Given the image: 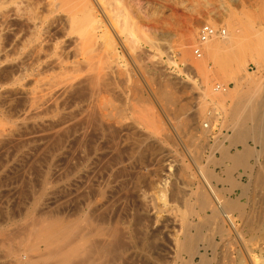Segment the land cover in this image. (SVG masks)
Returning <instances> with one entry per match:
<instances>
[{
	"label": "rangeland",
	"instance_id": "rangeland-1",
	"mask_svg": "<svg viewBox=\"0 0 264 264\" xmlns=\"http://www.w3.org/2000/svg\"><path fill=\"white\" fill-rule=\"evenodd\" d=\"M89 1L0 0V264H51L48 245L62 243L71 231L77 245L110 242L109 234L119 232L115 247L121 251L112 249L117 259L110 253L108 264H264V144L243 140L246 127L257 124L239 114L235 82L264 81V0ZM204 24L226 28L238 43L212 56L209 45L225 41L213 39L196 58L192 48ZM91 70L100 73L99 99L111 118L108 140L91 126L82 128L79 117L68 119L78 94L62 99L74 102L61 103L60 117L33 115L35 89L60 85L57 90ZM260 92L262 100L264 87ZM197 109L190 128L187 119ZM209 119L212 131L204 128ZM67 126H73L71 136H61L59 128L63 133ZM237 129L242 143L235 140ZM94 146L101 151L94 154ZM245 147L262 152L258 161L249 160L250 169L234 162ZM198 166L213 173L220 198L236 206L231 215L241 234L215 212ZM99 189L105 198L90 216L84 196ZM100 214L105 225L98 223ZM188 240L199 254H189ZM23 254L27 261H19Z\"/></svg>",
	"mask_w": 264,
	"mask_h": 264
},
{
	"label": "bare ground",
	"instance_id": "bare-ground-1",
	"mask_svg": "<svg viewBox=\"0 0 264 264\" xmlns=\"http://www.w3.org/2000/svg\"><path fill=\"white\" fill-rule=\"evenodd\" d=\"M98 1V3H100L101 5L105 2V1H108V0H97ZM235 4H237L238 3V0H232ZM87 3L88 4H90V1L89 0H87ZM221 4H223L222 2H221ZM220 4V5H221ZM222 6H224V4L222 5ZM221 6V7H222ZM91 12H93L94 11V8H91V9H89ZM95 12V11H94ZM93 13H91V15H92ZM104 14H105V11H104ZM107 14H109V13H107ZM94 15H96L95 13H94ZM106 15V14H105ZM110 15V14H109ZM109 15H107L106 17H108V19H111V18H109V17H111V16H109ZM93 16V15H92ZM94 17V16H93ZM96 21V19L95 18H93V21ZM3 27V26H2ZM3 31V30H2ZM223 40H225V41H220V42H222L221 44H220V42L218 43V41L217 42H212L210 45H209V50L210 51H208L209 52V54L210 55H212V56H216L217 54V52L219 51V47L221 46L222 48H223V50H221V51H224V50H229L233 45H235L236 43H238V41L236 40V39H234V38H232L231 36H229V37H224V39ZM209 44V43H208ZM40 46V45H39ZM236 46V45H235ZM22 47H23V45H22ZM233 48V47H232ZM36 49V48H35ZM39 49V48H38ZM25 50V49H24ZM233 50V49H232ZM238 50V49H237ZM38 51H40V50H38ZM230 51V50H229ZM42 52V51H41ZM232 52V51H231ZM38 53V55H39V52H37ZM229 53V52H228ZM216 54V55H215ZM224 54V53H223ZM236 54V53H235ZM24 55V54H23ZM27 55V54H26ZM35 55H37L36 53H35ZM37 55V60H39L38 58H39V56ZM237 55H239V54H237ZM244 55V54H243ZM229 57V56H228ZM232 57V56H231ZM234 57V56H233ZM218 58V57H217ZM238 58V57H237ZM36 59V58H35ZM225 59V58H224ZM240 59V58H239ZM231 60H232V58H231ZM238 59H236L235 60V65L234 66H236L237 67V63H238ZM35 62V61H34ZM36 62H38V61H36ZM241 62V61H240ZM239 62V63H240ZM41 63V62H40ZM227 63V62H226ZM232 63H234L233 61H232ZM233 65V64H232ZM48 66H49V64H48ZM56 66V65H55ZM58 66V65H57ZM241 66H243V65H241ZM42 68V67H41ZM88 68V67H87ZM91 68H89V70H90ZM244 69V68H243ZM58 70V69H57ZM81 70V69H80ZM237 70H239V67H238V69ZM91 71H94V70H91ZM90 71V72H91ZM39 72V71H38ZM49 72V71H48ZM95 72V73H94ZM94 72H92L90 75H86L85 77H80V75H79V78H72L71 80H73L71 83H69V85L67 84V82H64L65 83V87L63 86V87H58L57 88V90L55 89L57 86H60V85H57V84H60V83H57L56 85V87H52V89H55V90H52L51 88H47V90H45V91H39L38 89H35L37 92L36 93H34L33 95H32V97L33 98H31V99H29V101H32L33 100V107L35 108L34 110H35V114H33V115H37V116H39V115H41V116H43V115H49L50 113L51 114H53V115H55V116H59V115H61V113H60V111H61V109H60V107H64V106H60L61 105V103H64V102H62V99H63V101H64V98L65 97H71V96H69L70 94L72 95V93H74V94H78L77 96H75V100H77L76 102V105H77V110L75 111L74 110V108H73V110H74V112H70V114L68 113V112H66V113H68V119H72V117L73 116H77V117H79V119L78 120H80L82 123H80L82 126H84V125H86V126H88V127H92L93 128V130H95L96 131V133L97 132H99V134L101 133L102 134V138L104 139L105 138V140H108L109 139V134H112L111 132H112V124H111V121H110V119H109V111H108V115L105 113V108H104V106H105V104H104V97L102 98V99H99V94L101 93L100 91H98V90H100V89H98V84H97V82H98V74H100V73H98V74H96V71H94ZM37 73V72H36ZM89 73V72H88ZM88 73H86V74H88ZM81 75H83V74H81ZM37 76V75H36ZM38 76H40V75H38ZM42 76V75H41ZM46 76V75H45ZM66 76V75H65ZM75 76H77V75H75ZM100 76V75H99ZM250 76V75H249ZM71 77V76H70ZM73 77V76H72ZM78 77V76H77ZM37 78H39V77H37ZM261 78V77H260ZM55 79V78H54ZM53 80V79H52ZM101 80V79H100ZM61 81V80H60ZM67 81V80H66ZM47 82V81H46ZM51 82V81H50ZM49 82V83H50ZM58 82V81H57ZM235 82H236V86L237 87H239V91H238V96L237 97H239L237 100H238V103H237V109L239 110V114L240 115H243L244 117H246V118H248V119H251V120H253L254 122H256V124L257 125H254V127H251V128H249L248 129V127H246L247 128V131H244V132H242V133H244V138H243V140L244 139H246L247 137L249 138H253V139H255V140H258V142L259 143H261V144H264V139H263V135H264V98H262V100L260 99L261 97V95H262V93L260 92L261 91V89H262V87H264V81L263 80H258V79H254V77H250V79H247V78H244V77H238V78H236L235 79ZM40 83V81L39 80H37V84H39ZM44 83V82H43ZM49 83L47 84L48 85V87H50V85H49ZM53 83H55V82H53ZM46 84V83H45ZM46 85V86H47ZM51 85H54V84H51ZM63 85V83L61 84V86ZM40 86H45V85H40ZM55 86V85H54ZM39 87V86H38ZM44 89H46V87L44 88ZM35 90H34V92H35ZM38 91L40 92V93H38ZM140 91V90H139ZM31 92V91H30ZM76 92H78V93H76ZM170 93V92H169ZM73 94V95H74ZM171 94V93H170ZM72 95V98L74 97ZM167 95H168V93H167ZM101 96V95H100ZM172 95H170V97H171ZM67 97V98H68ZM102 97V96H101ZM165 98H167L168 99V97L166 96ZM69 99H71V98H69ZM68 99V100H69ZM73 100V102H74V99H72ZM66 101V100H65ZM70 101V100H69ZM104 101V102H103ZM68 101H66L65 103H67ZM72 101L69 103L68 102V104L69 105H71L72 103H73ZM64 103V104H65ZM25 104V103H24ZM74 105H75V103H74ZM74 105H73V107H74ZM40 106H43L44 107V110H42V109H40ZM60 106V107H59ZM30 107H31V104H30ZM42 107V108H43ZM69 106H66V109H71V107H69ZM108 108V107H107ZM28 109H29V107H28ZM64 109V108H63ZM62 109V110H63ZM33 110V109H32ZM107 110V109H106ZM198 110V109H197ZM194 111L193 112V114L187 119V125L191 128L192 126H193V124H195L196 122V119H198V116H200L199 114H200V111L198 110V111ZM70 111V110H69ZM32 112H34V111H32ZM214 112V111H213ZM236 113H238L237 111H236ZM63 114V113H62ZM31 115H32V113H31ZM64 115H66V114H64ZM218 114H216V112L214 113V116H217ZM40 117V116H39ZM60 117V116H59ZM63 117V116H62ZM61 117V119H63ZM70 117V118H69ZM56 118H58V117H56ZM235 118V117H234ZM240 118V117H239ZM246 118H245V121H246ZM31 119V118H30ZM54 119V118H53ZM59 119V118H58ZM64 119H67V118H65L64 117ZM68 119H67V121H68ZM214 119V118H213ZM43 120V119H42ZM57 120V119H56ZM76 120V119H75ZM64 121H66V120H64ZM69 121H71V120H69ZM74 121V119H72V122ZM79 121V122H80ZM209 121H212V124H213V120H210L209 119ZM38 122V121H37ZM40 122H42V121H40ZM54 122V121H53ZM61 122V121H60ZM50 123V122H49ZM68 123V122H67ZM78 123V122H77ZM43 124H44V122H43ZM42 124V125H43ZM58 124V123H57ZM69 124H70V122H69ZM75 124V123H74ZM79 124V125H80ZM234 124V123H233ZM53 125H55V124H53ZM60 126V125H59ZM63 126V125H62ZM236 126V125H235ZM69 126H67V128L66 129H64L63 130V133H62V130L59 128V132L61 131V133H59L60 135L61 134H63V136L65 135V136H68V135H70V132H71V134H72V131H71V129L70 128H72V127H70V128H68ZM76 127H78V126H76ZM58 128H57V130H58ZM79 128V127H78ZM82 128H86L87 129V127H82ZM194 128H195V126H194ZM55 129V128H54ZM241 129H243V128H241ZM192 130V129H191ZM191 130H190V132H191ZM88 131V130H87ZM237 131H238V129H237ZM237 131H236V133H237ZM241 131V130H240ZM85 132H86V130H85ZM208 132V131H207ZM239 132V131H238ZM83 133H84V130H83ZM53 134V133H52ZM238 135L235 137V140H236V142H239V141H241V143H242V140H239V136L240 135H242V134H240V132L239 133H237ZM85 136H87L86 134H84ZM83 135V136H84ZM62 136V135H61ZM71 136V135H70ZM111 136V135H110ZM5 137H8V136H5ZM88 137V136H87ZM84 137H82V139H83ZM111 138V137H110ZM85 139H87V138H85ZM85 139H83V141H85ZM242 139V138H241ZM66 140V139H65ZM7 141H9V139L7 140ZM58 141V140H57ZM53 142V141H52ZM66 142V141H65ZM87 142V141H86ZM235 142V141H234ZM1 143V142H0ZM3 143V142H2ZM8 143V142H7ZM59 143H60V141H59ZM59 143H58V145H59ZM61 144V143H60ZM79 144V143H78ZM82 144V143H81ZM80 144V145H81ZM92 145H95V143L94 144H92ZM2 146V145H1ZM0 146V147H1ZM4 146V145H3ZM56 146V145H55ZM90 146H91V144H90ZM89 146V147H90ZM87 147V146H86ZM89 147H88V149H89ZM95 147V146H94ZM99 147V146H98ZM19 148V147H18ZM53 148V147H52ZM61 148V147H60ZM91 148V147H90ZM104 148V147H103ZM93 149V153L95 154V153H97L98 151H101V148L99 147V149L100 150H98L97 151V147H95V148H92ZM86 151V150H85ZM84 152V151H83ZM224 155L227 157L228 156V151L225 149L224 151ZM90 153V152H89ZM92 152H91V154H93ZM105 153V152H104ZM107 153V152H106ZM262 153V152H261ZM261 153L259 152V153H257V152H255V151H253L252 149H250L249 147H245L244 148V150L243 151H241V153H239L238 155H237V157L234 159V162H236L237 164H239V165H241L240 167H242V166H244L246 169H250L251 167H250V165H249V160L251 159V158H256V160L258 161L260 158H261ZM88 155H90V154H88ZM101 155V157H103L104 158V156H102V153L100 154ZM108 155V154H107ZM99 156V155H98ZM225 156L223 157V158H225ZM100 157V156H99ZM122 158V157H121ZM197 158H200L199 156L197 157ZM93 159H95V160H97L98 158L96 157H94ZM83 160V159H82ZM92 160V159H91ZM103 160V159H102ZM85 161V160H84ZM98 161H100V160H98ZM97 162V161H96ZM95 162V163H96ZM258 163V162H257ZM236 164V165H237ZM81 165V164H80ZM93 166V165H92ZM105 166H107L106 167V169H111V167H112V163H110V161H108V164L107 165H105ZM80 167V166H79ZM83 167V166H82ZM82 167H80L81 169H82ZM199 167V169H200V171H201V174L203 175V184H204V186L206 187V189L208 190V192L207 193H209L210 194V197L215 201V212L216 213H218L219 215H221L227 222H228V224H229V226L231 227V229L229 228L228 230H232V229H234V231L235 232H237V235H238V231H236V226H235V219H233V217L234 216H232L233 214L231 213V209L232 208H235L236 206L235 205H233L232 203H225L224 201H223V199H221L220 198V196H219V193H218V191H217V189L215 188V186L212 184V174L210 175V173H208V172H205L204 171V169L202 168V167H200V166H198ZM115 168V167H114ZM81 169L79 170V171H81ZM113 169V168H112ZM108 170H107V172H108ZM104 171H105V169H104ZM79 175V174H78ZM69 176H71V174L69 175ZM68 176V177H69ZM107 176H108V178H109V175H108V173H107ZM114 176V175H113ZM87 177V176H86ZM66 178V177H65ZM80 178V177H79ZM88 178V177H87ZM96 178V177H95ZM80 179H82V178H80ZM87 181V180H86ZM264 182V181H263ZM106 183V182H105ZM262 183V182H261ZM71 184V183H70ZM69 187V186H68ZM264 187V186H263ZM91 188V187H90ZM105 191H104V189L103 190H101V189H99L98 190V192H97V194H96V192H91V193H89V195H85L84 197L86 198V199H88L87 200V208H88V210H89V213H91V215L90 214H86V215H90V216H92V214H95L96 215V213L98 212L97 211V209H98V207H99V205L100 204H102L101 203V200L103 201V199L105 198ZM80 197H83L82 196V194H81V196ZM209 197V198H210ZM84 198V199H85ZM225 200V199H224ZM226 201V200H225ZM70 202V201H69ZM73 203V202H72ZM66 204V203H65ZM66 206V205H65ZM208 206V205H207ZM211 206H213V205H211ZM238 206V205H237ZM238 208V207H237ZM237 210V209H236ZM88 212V211H87ZM232 214V215H231ZM102 214H100V216H101ZM105 215V214H104ZM104 215H102L103 216V218L102 219H105L106 217H104ZM140 215V214H139ZM107 216V215H106ZM141 216V215H140ZM215 216V215H214ZM143 217V216H142ZM89 218V217H88ZM184 218V217H183ZM85 219H86V217H85ZM89 219H91V218H89ZM101 218H100V220H98V223L100 224V222H101V224L102 225H105V223L104 222H107V219H105V221L104 220H102ZM144 218H142V219H139V220H141V222H143V221H145L146 219H144ZM186 219V218H185ZM184 219V220H185ZM93 220V219H92ZM143 220V221H142ZM86 221V220H85ZM87 221H88V219H87ZM86 221V222H87ZM94 221H96V220H93V222ZM183 221V220H182ZM189 221V220H188ZM43 222V221H42ZM89 222H90V220H89ZM92 222V221H91ZM90 222V223H91ZM168 222V221H167ZM191 222V221H190ZM89 223V224H90ZM104 223V224H103ZM140 223V222H139ZM147 223H148V221H147ZM183 223V222H182ZM192 223H194V222H192ZM191 223V224H192ZM82 224H85V223H82ZM87 224V223H86ZM89 224H87L86 226H90V228H92L93 229V227L92 226H94V224L93 225H89ZM92 224V223H91ZM143 225L144 224H146V222L145 223H142ZM98 225V224H97ZM97 225H96V227H97ZM142 225V226H143ZM147 225V224H146ZM149 225V224H148ZM184 225V224H183ZM38 226V225H37ZM40 226V225H39ZM83 226V225H82ZM141 226V225H140ZM184 226H189V224H187V223H185V225ZM192 226V225H191ZM33 227H34V225H33ZM77 227V226H76ZM85 227V226H84ZM106 227V226H105ZM144 227V226H143ZM223 227V226H222ZM78 228H79V230L82 228H80V226L78 225ZM77 228V229H78ZM86 229H88L87 227H85ZM104 228V227H103ZM102 228V229H103ZM116 228V227H115ZM145 228H147L146 226L144 227V229ZM228 228V227H227ZM70 229H74V228H70ZM92 229H88L89 231H88V233L90 234L91 232H93L92 231ZM112 229V228H111ZM143 229V228H142ZM226 229V228H225ZM225 229H224V231H225ZM249 229V228H248ZM78 230V231H79ZM100 230V227L98 228V231ZM104 230V229H103ZM107 230V229H106ZM105 230V231H106ZM185 230V229H184ZM220 230V229H219ZM222 230V229H221ZM33 231H34V229H33ZM32 231V232H33ZM75 231H76V228H75ZM78 231H76V232H78ZM82 230H80V233H82L81 232ZM91 231V232H90ZM223 231V232H224ZM104 232V231H103ZM102 232V233H103ZM112 232V231H111ZM183 232V231H182ZM185 232V231H184ZM231 232V231H230ZM71 233H72V231H71ZM71 233H69V232H67L66 234H67V236H66V238L64 237V241L62 242V243H60V244H58V243H56V242H53L54 243V245L55 246H51V248H49V246L50 245H48V250L49 251H46V252H48V253H46L45 255V257H46V259H45V261L47 262V263H51V264H104V263H106V262H108V257L107 256H109V257H111L110 256V253H112V255H115V254H113V250L112 249H116V248H119V247H115V245H116V243H118V241H119V239H118V241H116L117 240V236L116 235H118L119 234V232L115 235V233L113 234H111L113 237H111V235L109 234V237H110V242L108 241L109 239L107 238H105V243H103V239H102V242H99L98 244L96 243L97 241H95V240H93V239H91V240H93V241H91V242H89L87 245H86V243H78L79 245H77V244H74V242L71 240V239H73L72 237L71 238H69L70 237V235H71ZM226 233V232H225ZM244 233V232H243ZM242 233V234H243ZM73 234V233H72ZM76 233H74V235H75ZM95 234H97V235H105V233H103V234H101V233H95ZM184 234V233H183ZM222 234V233H221ZM239 234H241V233H239ZM77 235V234H76ZM75 235V236H76ZM32 236V235H31ZM30 235H29V237H31ZM40 236V235H39ZM72 236V235H71ZM86 236V235H85ZM115 236H116V238H115ZM120 236V235H119ZM226 236V235H225ZM240 236V235H239ZM258 236V235H257ZM51 237V236H50ZM53 237V236H52ZM77 237V236H76ZM75 237V238H76ZM80 237V236H79ZM103 237H105V236H103ZM121 237V236H120ZM119 237V238H120ZM184 237V236H183ZM226 237H230V236H226ZM241 237V236H240ZM60 238V240H61V237H59ZM112 238V239H111ZM253 238H255V237H253L252 236V238L251 239H253ZM50 239V238H49ZM48 239V240H49ZM53 239H55V238H52V240ZM95 239V238H94ZM97 239V238H96ZM100 239V238H99ZM129 239V238H128ZM226 239V238H225ZM48 240L47 239H44L43 240V242L44 243H46V242H48ZM51 240V241H52ZM58 240V239H57ZM101 240V239H100ZM99 240V241H100ZM121 240V239H120ZM180 240V239H179ZM256 240V239H255ZM62 241V240H61ZM262 241V240H261ZM58 242V241H57ZM167 242V241H166ZM264 242V241H263ZM43 243V244H44ZM101 243H103V244H101ZM120 244H121V242H119ZM118 243V244H119ZM176 243H178V242H176ZM184 243V242H183ZM117 244V245H118ZM192 244V242H191V240H188V242H186V245H185V248L187 249V251L189 252V254H191V255H195V254H199V250L197 249V248H192L190 245ZM198 244V243H197ZM227 244V243H226ZM248 244H250V243H248ZM13 245V244H12ZM74 245H77V247H74ZM246 245V244H245ZM119 246V245H118ZM141 246V245H140ZM261 246V245H260ZM5 247V246H4ZM122 247V246H121ZM175 247H176V245H175ZM12 248V247H11ZM10 248V249H11ZM24 248H26V247H24ZM23 248V249H24ZM245 248H246V250H247V252L249 253V260H251V263H253L252 261V257L250 256V252H251V250L249 249L250 247H248V245H246L245 246ZM122 249V248H121ZM178 249V248H177ZM12 250V249H11ZM14 251H16V250H14ZM18 251V250H17ZM20 251H21V253L23 252L22 251V249H20ZM118 251H121V250H119V249H116V251L114 252V253H116V255H118ZM8 253H9V251H7ZM165 252V251H164ZM247 252H246V254H247ZM264 252V251H263ZM7 253V254H8ZM11 253H13L12 251H10V253L9 254H11ZM17 254V253H16ZM97 254V255H96ZM121 254V253H120ZM119 254V255H120ZM202 254V253H201ZM116 255H115V258H116ZM8 256V255H7ZM13 256V255H12ZM41 256H43L42 254H41ZM205 256H206V254H205ZM228 256V255H227ZM226 256V257H227ZM24 257V258H23ZM23 257H21L22 258V260H21V258H19V261H27V258H29V257H27L26 255H24L23 254ZM107 257V258H106ZM114 257V256H113ZM119 257V256H118ZM120 257H122V256H120ZM204 257V256H203ZM244 257H246V256H244ZM5 258V257H4ZM32 258V257H31ZM30 258V259H31ZM189 258H190V256H189ZM112 259V258H111ZM110 258H109V262H110V260H111ZM117 259V258H116ZM123 259H124V257H123ZM193 259V258H192ZM244 259V258H243ZM114 260V259H113ZM119 260V259H118ZM117 260V261H118ZM242 260V259H241ZM245 260V259H244ZM14 261V260H13ZM116 261V260H115ZM121 261V260H120ZM163 261V260H162ZM240 261V260H239ZM7 262H9V264L11 263V260L9 259V261L7 260ZM119 262V261H118ZM243 262V261H242ZM6 263V262H5ZM14 263H16V261L14 262ZM116 263V262H115ZM248 263V262H247ZM13 264V263H12ZM18 264V263H17ZM20 264V263H19ZM39 264H42V262L41 263H39ZM46 264V263H45ZM106 264H108V263H106ZM255 264V263H254Z\"/></svg>",
	"mask_w": 264,
	"mask_h": 264
},
{
	"label": "built area",
	"instance_id": "built-area-1",
	"mask_svg": "<svg viewBox=\"0 0 264 264\" xmlns=\"http://www.w3.org/2000/svg\"><path fill=\"white\" fill-rule=\"evenodd\" d=\"M227 34V29L224 27H214L209 24H204L200 27L197 37V43L192 48L194 56L198 59H201L203 56V47L205 44H207L209 41H212L213 39L224 38L227 36ZM216 91H221V87L218 86ZM204 128L208 131H212L214 129L210 121L204 124Z\"/></svg>",
	"mask_w": 264,
	"mask_h": 264
}]
</instances>
